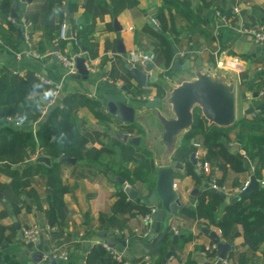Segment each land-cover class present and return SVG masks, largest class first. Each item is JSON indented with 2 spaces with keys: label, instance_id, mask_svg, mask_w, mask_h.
<instances>
[{
  "label": "crops",
  "instance_id": "1",
  "mask_svg": "<svg viewBox=\"0 0 264 264\" xmlns=\"http://www.w3.org/2000/svg\"><path fill=\"white\" fill-rule=\"evenodd\" d=\"M71 1L18 0L17 13H23L31 21V45L25 41V28L9 20L11 11L0 15V39L11 48L0 44V72L19 79L40 76L59 84L60 96L49 107V113L56 107L72 108L81 128L80 147L84 151L107 147L111 152L90 163L60 158L62 180L68 192L63 197L64 215L56 224L48 220L52 187L46 174H36L31 188H22L16 193L10 186L1 187L9 185L11 177L0 172V224L4 227L2 244L7 243L4 248L0 245V264H88L89 256L98 247L106 252L94 264L215 263L219 251L213 249L215 243L210 232L232 247L223 264H264V242L255 241L258 239L248 235L239 222L232 226L229 236H224L221 228L207 214H202L200 208L203 198L205 204L212 201L209 191L219 192L210 188L212 181L226 188L219 192L224 195L213 209L215 219L225 215L227 205L242 199L234 200L251 179L259 183L256 190L264 188V110L255 109V105L264 103V95L260 93L264 86V70L260 69L264 66V45L255 43L250 34L242 31L264 25V0H139L137 5L119 14L113 11L112 0H75L76 7L70 11ZM61 3L70 17L64 23L70 29L77 25L76 33L81 40H86L81 46L72 43L70 38L60 37L58 7ZM216 11L226 17V22ZM150 19L154 25L149 23ZM41 21L52 33L42 53L38 50L41 39H45V30L38 28ZM161 22H165L163 33L172 45L169 64L157 36L163 31ZM12 50L21 52L23 57L18 59ZM30 51L40 56H31ZM132 52L138 57H132ZM63 53L84 57L90 71L88 77L65 75L58 57ZM140 55L151 58L144 60ZM176 59L180 65L189 60L190 67L174 70ZM145 62L150 63L151 70ZM129 64L146 76L145 84L132 76ZM201 75L210 77L235 95V122L227 127L217 125L224 130L219 136L221 145L212 151L206 148L203 133L197 134L187 149L183 148L192 126H180L182 119L172 101L177 91ZM42 94L32 95L39 103L37 112L11 125L36 137L49 115L39 114ZM105 94L127 99L136 109L134 121L126 123L109 114ZM71 96L76 100L98 101L97 110L108 119H99L88 105L65 103ZM149 102L155 104L148 106ZM197 118L203 119L207 126L213 124L200 110L193 123ZM123 134L138 138V143L124 141L119 137ZM123 145L133 148V160L124 158ZM144 151L150 153L151 170L142 168L143 178L136 179L132 174L123 176L125 169L134 171L139 167ZM192 155L195 156L192 158ZM198 162L208 166V170L200 168ZM171 166H174V189L181 205L179 212L168 221L167 230L173 229L178 235L176 255L168 258L172 235L165 237L164 248L163 240L149 249L144 244H151L153 239L150 234L146 238L140 234L154 227L155 219L148 223L145 216L160 207V202L148 201L155 192L157 171ZM124 183L137 192L135 197L126 192ZM122 194L127 202L144 203L150 211L135 215L115 211L114 204ZM32 224H38L41 229L34 245L19 235L24 226ZM263 230L264 226H255L252 234L256 236ZM111 238L124 240L128 254L118 247L108 248L107 241ZM208 246L212 247L211 251L207 250ZM117 251L122 254L120 260L114 258ZM62 253L67 257H61Z\"/></svg>",
  "mask_w": 264,
  "mask_h": 264
},
{
  "label": "trees",
  "instance_id": "2",
  "mask_svg": "<svg viewBox=\"0 0 264 264\" xmlns=\"http://www.w3.org/2000/svg\"><path fill=\"white\" fill-rule=\"evenodd\" d=\"M139 0H112L113 11L119 14L126 8L137 5ZM12 0H0V15H7L11 11ZM76 7L75 0L71 1L69 10L73 11ZM59 28L69 20L66 16V11L62 3L59 4ZM19 10V6L16 8ZM46 11V8L43 12ZM10 14V13H9ZM72 24V23H71ZM165 22H161L162 32L157 36L161 40L165 48L167 64L172 60V45L163 33L165 30ZM17 28L16 26H14ZM73 32L70 41L77 46L86 43V40H81L78 32V26L72 25ZM38 28L45 30V39H41V46L38 47L39 52H44V46L52 38V33L46 28L41 21ZM75 31V35H74ZM50 88L49 85L40 81L35 75H28L24 79H19L16 76H8L7 73L0 72V172L11 177L9 185H1L3 189L9 186L19 193L22 188H31L33 177L38 173H44L48 176V184L52 187V195L50 196L51 208L48 212V220L51 224H56L64 215V195L68 192V188L64 185L61 175V156L75 158L77 160H85L87 162H97L102 154L111 152L107 147H93L84 151L80 147L82 138L81 128L73 109L67 110L56 107L51 110L48 118L45 120L41 129L35 137L32 132L16 129L13 122L20 119L30 118L32 113L37 112L39 103L32 98L33 93H44ZM69 105L77 104L78 106L88 105L95 111V115L106 120L108 116L97 110L99 102L90 99L76 100L74 96L66 99ZM10 118V123L5 124L4 121ZM223 128L217 125L207 126L203 119L197 118L193 123L190 131L186 134L183 148L187 149L189 143L199 133L205 136V146L210 151L213 148L221 145L219 136L223 132ZM123 156L126 160H133V148L129 145H123ZM143 159L140 165L134 171L125 169L123 176L134 175L136 179L143 178L141 169L146 167L151 170L150 153L144 151ZM41 155L48 156L52 162L47 164L37 160ZM21 166V167H19ZM212 196V201L205 204L204 198L201 201L202 214L212 219L222 230L224 236H229L232 226L239 222L243 224L248 235L252 236L255 241L264 242V230L256 236L252 234V228L255 226H264V188L253 191L249 196L242 198L227 205L225 215L220 219H215V207L222 201V194L219 192H208ZM249 201L245 205L246 201ZM115 211L129 213H148L150 210L144 203L127 202L124 194L120 195L114 204ZM257 237V238H256ZM4 239V227L0 224V245ZM166 241L164 240L161 246L164 248ZM105 250L98 247L89 256L88 264H94L97 259H103Z\"/></svg>",
  "mask_w": 264,
  "mask_h": 264
},
{
  "label": "water",
  "instance_id": "3",
  "mask_svg": "<svg viewBox=\"0 0 264 264\" xmlns=\"http://www.w3.org/2000/svg\"><path fill=\"white\" fill-rule=\"evenodd\" d=\"M31 1V0H28ZM18 7V0H13L11 12L9 14L12 18H17L18 13L16 8ZM149 23L154 25L153 20L150 19ZM156 30H159L157 26H154ZM71 29H67V38H70ZM175 52H177L175 50ZM148 70H151L152 66L149 62L144 63ZM132 76L140 83H146V76L141 73L139 69L134 67L132 64L128 65ZM190 67V61L187 60L183 65H180L179 59H176L174 62L173 69L176 71L187 69ZM76 68L78 72L72 73L70 76L73 78H87L89 75V70L86 66V59L84 57H76ZM107 100V111L111 115H116L118 119L131 123L135 118V107L131 106L128 103V100L123 98L120 95L105 94ZM173 105L176 113L181 117L182 123L180 126L189 127L193 124V119L198 110H200L203 116L210 122L219 126H230L235 122V95L229 89L225 88L223 85L214 82L210 77L201 75L199 79L191 84H188L186 88L177 91L173 98ZM157 102V101H156ZM154 105L155 103L149 102L148 106ZM255 109L264 110V103L255 105ZM2 120L0 118V124ZM5 124H8L9 121L5 120ZM124 141H130L132 143H138V138L133 139L129 138L128 135H119ZM195 155H192V158ZM39 161H45L50 163V158L46 156H41L38 158ZM62 161L76 162L75 158H70L67 156L61 157ZM195 162V161H194ZM163 167L157 171V178L155 184V192H153L148 201L150 203L160 202V207L156 209L155 213V225L150 230V239H153L151 244L145 243L144 245L149 248H155L157 245L162 242L166 236L172 235V244L171 252L168 255H176L175 248L178 241V235L175 234L173 229L167 230L168 221L172 216L176 215L179 212L180 201L178 200V195L174 189V179H173V168ZM126 192L131 196L135 197L137 192L134 189L127 187L124 183ZM259 188L258 181L253 178L251 179L249 185L245 190H243L239 196L234 200L246 197L252 191ZM222 194V193H221ZM224 195V194H222ZM2 193H0V197ZM206 231L209 232L208 229ZM157 234V235H155ZM20 237H23L22 231L19 232ZM210 235L213 238L215 246L218 252V260L215 263H205V264H223L228 258L229 249H232L231 245L228 242L221 241V238L216 235L214 232H210ZM156 236V237H155ZM126 242L120 239H109L107 245L110 248L118 247L119 250L128 254V251L125 250ZM30 245H34L31 242ZM7 247V243L2 244V248Z\"/></svg>",
  "mask_w": 264,
  "mask_h": 264
},
{
  "label": "built area",
  "instance_id": "4",
  "mask_svg": "<svg viewBox=\"0 0 264 264\" xmlns=\"http://www.w3.org/2000/svg\"><path fill=\"white\" fill-rule=\"evenodd\" d=\"M237 10V8H236ZM217 15L222 17V20L224 22H226V17H224L219 11H216ZM9 20L12 21V23H14L17 26H22L23 28H25L24 31V38L25 41L31 45V33L29 31V28L31 26V21L23 14V13H19L17 18H12L9 16ZM67 23H64L61 26L60 29V37L62 39H66V35H67ZM243 32H246L248 34L251 35L252 39L255 41V43L259 44V45H264V25L259 26V27H249V28H244L242 30ZM0 44H4L5 47H7L9 50H11L10 46L7 43H4L1 39H0ZM13 51V50H12ZM13 53L16 55V57L18 59H21L23 57V54L19 51H13ZM29 55L31 56H35V57H39V53L36 51H30ZM59 59L60 62L62 64V69L65 75H70L72 73L76 72V58L75 57H71L68 54H59ZM132 57H138L137 54H135L134 52H132ZM140 57L144 60H150V56L149 55H140ZM261 70H264V66L260 67ZM93 70V69H92ZM39 79L50 86L49 90L44 92L41 95V101H42V105L40 107V116L44 117L47 116L49 114V107L52 106L57 98H59L60 93H61V86L59 84H52L48 79L44 78V77H40ZM260 93L262 95H264V86L260 89ZM17 124H19V122H16ZM198 166L200 168H204V170H208V166L204 165L202 162H198ZM248 182L242 187L241 191L245 190L248 186ZM262 184L264 185V181L262 182ZM210 188L213 189L214 191H225L226 188L223 185H220L218 182L216 181H212V183L210 184ZM156 213V208H153L152 211L145 216V221H147L148 223H152L153 220L155 219ZM40 226L38 224H32V225H28V226H24L22 228V234H23V238L26 239L27 241L33 242L35 243L40 236ZM150 234V229L147 231H143L140 235L142 236V238H146L148 237ZM108 248H110L107 245ZM216 248L215 245H213V249ZM207 250L211 251L212 247L208 246ZM61 257L66 258L67 255L66 253H62L60 255ZM115 259L120 260L122 259V254L121 252H116ZM226 261V260H225ZM226 264H231L230 262H226Z\"/></svg>",
  "mask_w": 264,
  "mask_h": 264
}]
</instances>
